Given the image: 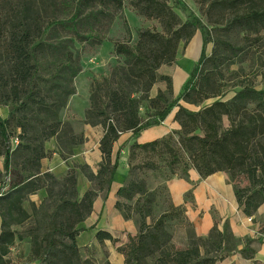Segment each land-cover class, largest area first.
I'll list each match as a JSON object with an SVG mask.
<instances>
[{
	"label": "trees",
	"instance_id": "1",
	"mask_svg": "<svg viewBox=\"0 0 264 264\" xmlns=\"http://www.w3.org/2000/svg\"><path fill=\"white\" fill-rule=\"evenodd\" d=\"M70 1L71 20L52 17L46 26L67 30L79 41L93 39L92 28L90 32L86 29L104 8L120 9L123 5L122 0ZM198 1L209 22L219 21L214 16L227 15L230 30H264V0ZM131 4L145 19L157 21L161 31H140L131 46L115 43L114 53L123 58V64L114 66L101 82L91 84L83 122L103 129L99 147L102 161L94 178L96 189L87 190L81 198L77 194L75 168L60 178L40 170V161L50 154L45 142L55 139L62 158L83 143L82 135L73 133L68 126L63 128L58 109L63 108L65 101L52 98L45 91L48 84L51 89L61 88L53 81L57 73L42 76L48 46L45 24L40 14L32 11L28 0H21L12 18L0 21V106L7 109L6 117L0 118V177L2 171L9 177L6 182L0 180V264H5V255L14 241V232L4 218L14 207L12 196L17 193L21 201L28 200L40 190L45 197L35 215L40 217L42 235L31 241V260L40 264H92L87 258L82 259L76 244L80 231L77 226L90 214L94 199L109 187L115 174L118 156L111 163L113 143L124 133L138 137L173 111L177 130L144 144L134 141L128 147L127 178L116 192L115 208L124 219L136 220L138 232L117 248L124 264H216L241 242L216 226L206 237L174 242L175 232L188 226L183 210L169 202L164 184H160L164 198L159 202L160 194L147 188L144 179L137 178L135 172L139 169H164L165 181L185 178L190 169L201 178L222 172L232 184L238 207L245 215L252 216L264 205V144L260 139L264 138V90L243 86L229 100H223L228 90L223 85L221 45L232 52L238 49L220 39L210 40L211 30L196 17L182 22L168 0H131ZM198 29H204L213 46L209 55L201 52L179 95L173 98L170 76L158 70L174 63L179 43L186 45ZM78 72V68H72V77ZM159 82L164 83V90L151 97V89ZM207 100L213 102L202 105ZM180 102L200 108L188 110ZM253 104L261 110H247ZM224 119L227 127L223 126ZM80 169L83 171V167ZM240 174L246 176L249 187L234 184ZM55 187H59L56 192ZM163 203L165 208L160 209L159 204ZM96 240L101 244L105 240L118 242L106 232H97ZM244 242L248 244L250 240ZM240 253L251 258L247 247Z\"/></svg>",
	"mask_w": 264,
	"mask_h": 264
},
{
	"label": "rangeland",
	"instance_id": "2",
	"mask_svg": "<svg viewBox=\"0 0 264 264\" xmlns=\"http://www.w3.org/2000/svg\"><path fill=\"white\" fill-rule=\"evenodd\" d=\"M28 1L31 2L32 11L40 14L46 27L44 39L48 46L41 71L42 76L50 73L58 74V76L54 75L53 81L61 88L53 87L51 89V85L48 84L45 86V91L52 98H61L65 101L63 108L58 109L59 117L65 125L63 127L65 130L69 125L64 120V112L66 110H77L78 107V99L72 98L76 87H78L79 93L82 94V84L87 81L90 91L92 82H101L104 77L111 73L114 66L123 64V58L114 53L115 43L122 42L131 46L137 41L140 31H161L157 21L145 19L133 8L131 0H122L123 5L120 9L104 8L102 14L96 17L97 20L90 22V26L87 27L86 31L90 32L92 28V40L79 41L67 30L61 28L52 29L51 26H46L48 20L52 17L57 18V20H71L73 7L70 0ZM20 2L21 0H0V21L6 22L8 18H12ZM168 4L182 22L196 17L200 20L202 26L211 30L210 40L220 39L238 49L234 51L235 55H233L234 52L228 49L225 50L227 47L224 44L221 45L224 55V64L221 69L223 85L228 90L223 100H229L234 92L243 86L264 90V30L254 33L230 30L229 25H227V15H224L223 18L214 16V20L219 19V21L209 22L203 13L205 8L198 0H168ZM212 26L214 29H212ZM80 31L84 32L82 28H80ZM205 34L204 29H198L186 45H184L183 41L180 42L174 63L170 66H162L158 72L170 76L172 82V74L179 69L177 62L179 63L186 53L190 52L191 56L194 57L200 50V53L203 51L205 55H209L213 44L208 41L207 34ZM97 39H100L101 42L97 43ZM72 68H78L80 71L76 77H72ZM180 71H184V67H181ZM164 87V83H156L149 95L152 96L160 89L164 90ZM69 91H71L70 95H68ZM179 93L175 94L172 89L173 98H176ZM212 102L213 100H207L202 105H208ZM180 103L188 110L197 111L200 108V106ZM57 105H60V102ZM145 106L146 102L143 103L140 109L142 117L144 116ZM0 110L7 109L0 106ZM247 110H261V108L253 104L249 105ZM223 126H228L226 119H224ZM262 138H260L261 143L264 144V138ZM160 166L163 168V164H160ZM164 172V169L160 170L159 168L153 172L146 169H139L135 172L137 178L144 179L147 188H154L155 192L160 194L159 202H162L164 198L161 195L162 186L160 185L163 184L167 175ZM8 178L2 171L0 180L6 182ZM233 182L239 188L249 187L248 180L244 174L235 177ZM58 188L55 187L54 191L56 192ZM12 200L15 201L14 207L4 218L8 224L7 226L14 232V241L5 255V264H40L38 260H31L29 253L32 239L42 235V224L39 223L40 217L35 215L36 207H39L40 203L30 202L29 199L21 201V197L17 193L12 196ZM159 208L164 209V203L159 204ZM173 241L184 243L183 241L179 242L177 239V232L174 234ZM84 258H87L92 264H105L107 261L105 256H95L91 253L83 255L82 259Z\"/></svg>",
	"mask_w": 264,
	"mask_h": 264
},
{
	"label": "crops",
	"instance_id": "3",
	"mask_svg": "<svg viewBox=\"0 0 264 264\" xmlns=\"http://www.w3.org/2000/svg\"><path fill=\"white\" fill-rule=\"evenodd\" d=\"M200 55V50L194 57L189 52L179 63L177 62L179 69L172 74V89L175 94L181 91L189 76L188 73L191 72ZM181 67H184V71H180ZM77 89L78 87L72 97L78 99L77 110H66L64 120L68 122L73 133L82 135L83 143L75 147L70 155L62 158L55 139L45 142L44 147L50 154L40 161V170L42 173H50L60 178L69 169L75 168L77 194L81 198L87 190L96 189L94 178L102 161L99 147L103 129L101 126H91L83 122L89 98V84L87 81L82 84V94ZM174 113L175 111L169 114L159 125L143 130L136 138L131 133H124L113 143L111 163L118 156L115 174L109 187L106 186L94 199L90 214L77 226L80 231L76 236V244L83 255L87 253L95 256L103 255L109 264H124V257L117 248L127 242L128 236H135L138 232L136 220L124 219L115 208L116 192L127 178L128 147L134 141L144 144L159 139L172 130H177L179 127L173 121ZM6 115L7 110H0V118L4 119ZM2 168L3 158H0V170ZM163 184L169 202L183 210L188 225L176 231L179 242L206 237L213 226H216L219 231H227L235 239L241 240L236 249L219 264H264V205H260L252 216L245 215L238 207L234 188L225 173L217 172L201 178L194 169H190L185 178L173 177ZM43 197L45 192L40 190L31 195L29 201L38 204ZM1 223L0 216V232ZM97 232H106L118 242L112 244L111 241L105 240L101 244L96 240ZM245 239L250 242L246 244ZM245 247L248 248L251 258L244 257L240 253Z\"/></svg>",
	"mask_w": 264,
	"mask_h": 264
}]
</instances>
